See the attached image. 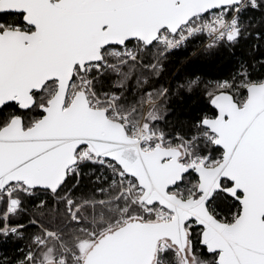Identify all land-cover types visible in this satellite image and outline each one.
Instances as JSON below:
<instances>
[{
	"label": "snow or ice",
	"instance_id": "snow-or-ice-1",
	"mask_svg": "<svg viewBox=\"0 0 264 264\" xmlns=\"http://www.w3.org/2000/svg\"><path fill=\"white\" fill-rule=\"evenodd\" d=\"M0 264H264V0H0Z\"/></svg>",
	"mask_w": 264,
	"mask_h": 264
},
{
	"label": "trees",
	"instance_id": "trees-1",
	"mask_svg": "<svg viewBox=\"0 0 264 264\" xmlns=\"http://www.w3.org/2000/svg\"><path fill=\"white\" fill-rule=\"evenodd\" d=\"M187 55V53H181L178 55L177 59H182L183 56ZM175 67H179V64H176ZM205 71L212 73L214 71H217V67L216 64L213 61H208L205 65H204Z\"/></svg>",
	"mask_w": 264,
	"mask_h": 264
}]
</instances>
